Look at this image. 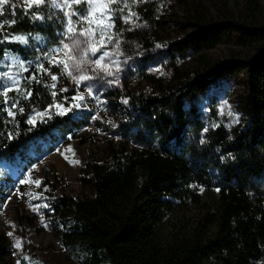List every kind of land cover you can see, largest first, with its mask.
Listing matches in <instances>:
<instances>
[{
	"label": "trees",
	"instance_id": "16d2710c",
	"mask_svg": "<svg viewBox=\"0 0 264 264\" xmlns=\"http://www.w3.org/2000/svg\"><path fill=\"white\" fill-rule=\"evenodd\" d=\"M12 5H5L0 16V163L15 164L24 173L37 160L32 147L45 143L52 148L84 127L92 111L80 105L88 96L73 99L82 94L81 85L55 62L63 45L58 31L64 27L67 7L45 3L28 10L24 0H12ZM145 6L141 28L121 25L128 44L148 47V34L165 22L157 20L154 2ZM115 19L120 23V17ZM192 24L199 30L190 39L172 43L167 51L172 57L212 47L234 30L247 37L263 30L230 20ZM18 36L26 42L13 39ZM234 63L211 65L210 73L191 79L183 93L145 71L143 77L157 90L118 93L126 111L116 127L125 137L120 149L109 159L84 166L90 195H66L56 202L59 230L67 244H78L88 253L85 264H264V49L248 61V115L233 134L219 126L207 134L206 145L195 143L191 138L201 126L200 114L195 103L189 111L185 107L186 95L194 98L211 74ZM8 88L12 91L5 103ZM56 104L68 111L58 114ZM9 109L15 117L8 115ZM45 111L47 116L37 115ZM33 117L35 125L28 123ZM212 165L219 175L212 173ZM6 173L0 167V178ZM205 191L214 201L213 216L192 236H167V219L198 202ZM212 225L214 232L203 236ZM14 248L6 226L0 224V264H16Z\"/></svg>",
	"mask_w": 264,
	"mask_h": 264
},
{
	"label": "rangeland",
	"instance_id": "374dc122",
	"mask_svg": "<svg viewBox=\"0 0 264 264\" xmlns=\"http://www.w3.org/2000/svg\"><path fill=\"white\" fill-rule=\"evenodd\" d=\"M145 2H154L157 20L165 22L154 28V33L148 34V47L128 44L121 25L141 28L147 10ZM124 3L128 7H124ZM114 7L124 10L114 13V19L115 16L121 19L120 23L115 19V27L109 30L114 36L112 43L96 56L89 55L88 62L81 66L83 71L73 72L76 76H94L84 84L72 79L80 83L82 95L89 97L84 104H80L92 111L89 122L53 144L52 148L45 143L32 147L30 153L37 160L24 173L15 164L7 161L0 163V167L7 171L6 176L0 178V224L12 233L10 237L15 246L13 257L16 264H85L88 253L78 244H67L59 230L61 218L56 202L66 195L79 198L90 195L91 188L83 180L84 166L88 162L111 158L113 151L119 150V144L125 140L116 130L126 116L118 93L127 89L136 93L157 90L153 82L143 77V71L162 78L178 94L186 91L185 84L191 79L209 74L211 65L235 60L233 65L223 66L222 73L211 74L194 98L185 96L186 109L189 111L195 103L200 114L201 126L191 138L199 145H206L209 141L207 134L219 126L233 134L232 131L248 115V61L258 58L264 49V0H123ZM87 8L84 3L73 4L66 13L75 10L83 15ZM129 10L136 16L132 17L131 23H126L124 17ZM72 19L75 21L78 17L72 16ZM204 19L211 23L230 20L263 30L248 37L240 30H234L228 38L212 47L199 52L187 49L184 54L172 57L167 52L171 44L190 39L199 30L192 23ZM67 21L68 15L58 35L63 43L72 44L73 40L64 35ZM76 27L79 29L81 25ZM79 39L83 40V37ZM61 49L59 55L56 54V60L66 59ZM104 52L109 55L103 63L115 75L93 72L96 66L90 62L99 59ZM210 169L215 175L220 174L217 166L212 165ZM21 180L30 182L21 184ZM36 180L41 181L39 186L32 182ZM45 204L48 207H43ZM214 212V201L211 194L205 191L198 202L175 211L167 219L165 233L169 237L192 236ZM213 232L214 225L208 227L203 236H210ZM17 241L21 242L20 248L16 247Z\"/></svg>",
	"mask_w": 264,
	"mask_h": 264
},
{
	"label": "snow or ice",
	"instance_id": "6c2138e0",
	"mask_svg": "<svg viewBox=\"0 0 264 264\" xmlns=\"http://www.w3.org/2000/svg\"><path fill=\"white\" fill-rule=\"evenodd\" d=\"M123 0H24V3L28 6V10H31L33 7L39 8L40 6L44 5L45 3L51 4L54 7L58 8H70L73 4L79 5L84 3L88 5L86 13L80 15L78 12L73 10L70 13H66L68 15L67 21V30L65 32V36L69 39L73 40L72 44L63 43L62 51L64 52V56L66 59L56 60L55 62L62 66L66 75L70 76L73 80L82 82V81H89L94 79V76L91 75H79L76 76L73 74L74 71H83L82 65L85 64L89 55L96 56L97 53L102 52L104 48H106L109 44L112 43L114 36L110 34L109 30L115 27V19L114 13L119 10L123 11V8L117 9L114 6L121 4ZM135 2H140V0H135ZM5 5H12V0H0V16H2L5 12ZM14 6V5H12ZM124 7H128L127 3H124ZM72 16H77V20H73ZM136 16V13L131 12L127 16L124 17L126 23L132 22V17ZM42 17H38L34 15V19H41ZM11 23H15V21H11ZM79 24L81 27L77 29L76 25ZM4 25L0 24V28H3ZM79 37H83V40L79 39ZM99 38V39H98ZM13 39L18 40L20 42H26V38L22 36L13 37ZM83 45V46H82ZM118 47V45H117ZM79 53L80 55H77ZM109 54L104 52L103 55L100 56L99 59L92 60L90 63L94 64L96 67L93 69V72H104L109 76L115 75L109 66L104 64L103 61L105 57ZM82 57V58H81ZM71 62V63H69ZM40 69L44 72L48 70L43 67V65L39 66ZM119 69L117 68V71ZM32 79H36L35 76ZM53 80H56V76H52ZM15 83V81H14ZM54 87V85H53ZM12 91L11 88L5 89L3 92L4 102H8V92ZM19 91V89H17ZM56 95V93H53ZM27 96H31V92L27 93ZM84 96L78 95L73 97L76 101H83ZM127 103V101H125ZM16 105L13 104V107ZM79 107L80 105L77 103L75 105ZM57 109H60L58 114H64V112L68 111V109H64L62 105L56 104L53 105ZM22 111V109H21ZM50 111V109H49ZM8 115L10 117H15L16 112L12 111L11 109L8 110ZM37 115L44 117L48 115V111L45 112H38ZM238 122V121H237ZM29 124L35 125L37 123L35 117L31 118L28 121ZM74 163H79V161H74ZM31 175V174H29ZM29 180H21V184L29 183ZM37 186L41 184V181L36 180L32 181ZM219 191V189H216ZM36 207H39L37 205ZM43 207H48V205H43ZM9 236L12 233H8ZM16 247H21V242L17 241ZM27 259V257H25Z\"/></svg>",
	"mask_w": 264,
	"mask_h": 264
}]
</instances>
